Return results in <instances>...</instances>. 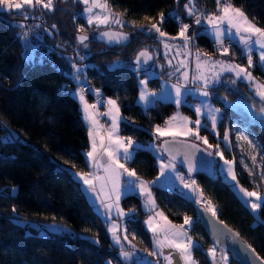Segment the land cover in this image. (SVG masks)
I'll return each instance as SVG.
<instances>
[{
  "label": "trees",
  "instance_id": "1",
  "mask_svg": "<svg viewBox=\"0 0 264 264\" xmlns=\"http://www.w3.org/2000/svg\"><path fill=\"white\" fill-rule=\"evenodd\" d=\"M107 1L113 12L123 14L125 23L117 29L128 34L126 40L104 44L90 34L92 26L85 21L80 0H54L52 10L39 11V59L34 63L22 42L32 7L26 5L22 11L0 7V264H108L109 258L120 263L118 248L110 240L104 219L88 200L80 178L74 175L87 173L90 165L85 156L87 127L72 91L77 90L79 82L90 80L100 93L116 99L122 114L119 133L145 142L152 138L147 128L161 122L174 105L159 100L142 109L135 102V70L125 64H110L116 59L130 60L143 48L151 53L147 44L157 41V34L146 28L159 23L161 12L165 14L162 31L174 35L182 23H188L193 44L218 52L215 42L193 25L184 7L188 0ZM231 2L257 26L264 27V0ZM213 3L214 0H195L199 7ZM130 21H135L136 26ZM142 24L145 29L139 27ZM81 35L88 37L85 44L78 40ZM224 57L245 60L235 42L230 43L229 55ZM253 70L264 78V65L257 62ZM154 80L157 82L156 77L149 82ZM216 89L230 99L238 95L237 91L249 93L247 85L239 80H235L233 89ZM228 110L230 122L232 117L239 120L233 108ZM243 124L264 147V124L256 120ZM126 164L143 179L152 178L158 171L156 155L147 147H135ZM176 166L183 176L187 175L182 166ZM235 168L245 185L256 178L250 179L238 161ZM194 177L203 195L216 206L217 216L236 228L264 258V201L259 208L260 218L256 219L218 173H196ZM12 186L16 187L14 192ZM151 190L174 222L182 223L185 216L192 218L196 214L198 202L193 194L184 195L164 185H152ZM119 203L135 210L125 219L128 231L146 239L141 197L127 193ZM190 234L203 247L210 245L199 221L192 222ZM192 253L198 264H210L201 246H194ZM231 264L238 263L231 257Z\"/></svg>",
  "mask_w": 264,
  "mask_h": 264
},
{
  "label": "rangeland",
  "instance_id": "2",
  "mask_svg": "<svg viewBox=\"0 0 264 264\" xmlns=\"http://www.w3.org/2000/svg\"><path fill=\"white\" fill-rule=\"evenodd\" d=\"M80 1L82 2V0ZM99 2L103 3L104 0H99ZM90 6L91 3L89 5L84 4V6L81 8V12L85 18L86 23L89 15L86 9ZM196 8L198 11L202 10L206 13L216 12V0H214L213 5L210 6L203 5L202 7L196 5ZM93 14L102 16L104 13L99 8H93ZM216 14L219 13L216 12ZM247 16L249 17L250 20L254 22V20L248 14ZM192 23L193 25L197 26V24L194 23V17H192ZM91 26L92 28L90 30V34L94 35L95 37L100 31H102L105 28L121 27V25H117L115 23H110L109 25H101V26H97L95 23H93ZM198 28L202 29V32H204L207 36H209V38H211L215 42L210 26H208L206 23H202L198 25ZM179 29L180 26L174 35L168 34L167 37L164 38H160L157 34L156 35L157 41L149 42L150 44H147V46L150 47L152 53L151 55L152 59H150L148 62L146 63L139 62L138 64L135 57H133L130 60H124V61H122L121 59H116L110 64V65L125 64L131 66L135 70L136 84H137L135 102L140 104L142 109H145L149 105L155 104L156 101L159 100L168 101L173 103L174 105V108L171 111V113L168 114L161 122L154 123L147 128V130L152 134L151 139H148L145 142H141L139 139L135 137H131L136 142L135 147L139 146V147H147L151 149L156 155V162L158 164V171L152 178L150 179H143L141 177L139 178L143 181L148 182L147 187L150 192L152 185H165L171 188L175 187L173 183H170V180L172 179L171 178L172 170L168 173V175H161L160 172L161 160H163L165 164H167L170 160V158H168L165 155V153L161 150L160 146L162 145L164 140L173 137L171 135L159 136V134L156 132V125H159L161 130H164L166 132L175 131L174 127L169 129L166 126L165 122L169 121V119L172 117H177L176 120L172 121L173 125L180 123V119H179L180 117H188L190 118V120L195 121L198 118L195 113V107L204 106L202 107L203 115L199 117L202 121L199 129V134L201 137H207L208 144H204L203 140L196 139L195 136H176L175 138L192 140L204 146L206 149H208L214 159V171L220 175L222 180L228 183L229 187L232 189L234 194L240 199L242 203H244L249 208V210L252 212L254 217L256 219H259L260 218L259 208L252 209L251 207L252 202H255V198L245 197L239 189L243 187L248 189L249 191H258L262 194V196H264V184L260 183L264 181L261 179V173L264 172V147L261 146L256 136L250 131L249 127L246 124H243L235 117H232L230 122L229 118L231 116V112L228 109L234 106H239L247 113L248 116L253 118H259L264 123V115H261L259 113V108L261 106H264V101H261L260 97L255 94L254 86L252 82H249L246 79L236 78L233 73H223L218 82H215L214 84L210 85L209 92L211 94L208 97H203L202 95H200L199 92L196 91V88L198 87L200 82L192 81V77L198 75L197 67H196V53L198 50L202 53H206L208 56L212 57L213 60L223 59L239 64L242 67H248L247 48L245 47V45L240 43L239 36L236 35L235 33H233L231 36L226 35L224 39V46L228 47L230 51V43L235 42L240 47L241 54L244 55L245 60L239 61L234 58L226 59L224 56H221L219 54V46L216 43H214V47L216 48V50H218L217 53L213 52L212 51L213 49H205L202 46L193 44L191 41L187 45H185L183 38L179 37L178 35ZM187 34L190 35L189 32ZM172 37H176V38L172 39ZM165 44H167L168 47H165ZM252 55H253L254 65H255V60L261 63L258 59L259 57L258 46L256 45L252 46ZM233 56H235V53H233ZM169 61H171V63H169ZM184 65H186V67H184ZM145 69H147V71ZM177 69H179V71H177ZM185 71H187L188 73L189 81L183 89V96H182L183 102L180 105H177L174 99L175 90L172 88V85L177 84L178 82L184 84L182 73ZM249 71L252 73L256 82L264 83V78L256 74L253 70V67L249 68ZM155 77L157 78V82L156 80H154L150 83L149 80ZM232 80H239L244 82L247 85V89L249 90V93L245 94V92H240L236 90L238 95L235 96L233 99L220 95L216 88L219 86L220 88L226 86V88L228 89L230 88L233 89L234 83L231 82ZM141 81H144L145 83L141 84ZM142 91L148 94L147 101L140 100V95ZM98 93L99 94L97 95V97L93 99H87L85 95L84 98L89 105L96 104V108L90 109V112L93 114L96 122H98L99 124H101L102 122L103 126H105V128H103L104 133L106 132L107 134H109L112 131V116L108 114L111 106L107 104V101L109 99H113V100L116 99L111 95H105L100 92ZM72 94L73 96L76 97V99L79 102L81 117L84 120V122L87 124L88 140L92 145L91 139L89 138V131L91 129L95 133V128H94L95 124L93 125L90 121L85 120L83 103L79 98L81 94L77 90H73ZM226 107L228 109H226ZM209 108L212 110V114L217 116V125L215 129H213L211 126V116L209 115ZM216 109H219V112H215ZM95 112H97V114L99 113V117L98 115L96 116ZM121 118H122V114L119 107V119L117 121L118 128H119V121ZM189 127H193V125L189 124ZM226 132L229 137L228 141L224 140V134ZM230 133H232L231 140H230ZM241 133L249 137V139L252 141V144L255 145L254 149L251 148V146L248 144L247 141L239 139ZM115 136H119L121 138L130 137L128 135L127 136L121 135L118 129L113 134V137ZM209 145H212V147L209 148ZM89 151H91V149ZM217 151L222 152L224 158L227 160H234L235 163L238 161L241 167L249 174L248 177H250V179L252 178V176L256 178L254 180L252 179V182H250L249 185L248 184L245 185L239 180V176L237 169L235 168V164H234V170L239 183L237 184L235 181H232L231 177L226 178L227 165H225L224 159H221L220 156L215 154ZM253 155L256 156L255 164H253L251 160V157ZM245 165H247L248 167L246 168ZM125 167H127L126 164ZM250 170L252 172V175H250ZM89 173H94V172L91 169ZM121 176L119 178L120 198L122 196V189L123 191L125 189H130L127 181L129 179H135V178L127 177L126 174H123V177ZM124 177H126L125 180H123ZM177 183H180V181L177 180ZM95 185L97 191L95 193L92 192L93 194L91 193L90 190H88L87 185H83V190L86 192V195H88V199L93 204L94 208L99 212L101 217L104 219L105 227L110 235V240L113 244L117 246L118 258L119 260H121L120 263H117L109 258L107 259L108 264H168V261L165 259V257H167L169 254H171L172 256V264H184L183 260L181 259L179 253L176 250L168 247H164L161 249L156 246L155 240L157 238L163 240L165 233L158 232L154 236L152 231L149 230L146 221L148 220L149 216L153 217L154 226L164 225L166 221L164 220V215L163 217L156 215V213H162V210L156 206V203L154 208L149 206V204L147 203L148 195L147 193L140 191L138 181L134 191H137L138 195L141 197L140 206L142 211L145 212L146 214V220H143L142 222L144 223V227L148 232V236L146 237V239L143 240L136 233H132L131 230L128 231V226L125 223L126 222L125 218L130 215L132 216V213L125 216H120L116 211L115 207H113L110 210V212L106 213L105 208L101 203V201L104 200L105 203H111V201L106 199V195L110 194V190L112 188L111 181L107 182L106 187H104L103 191H101V183L99 181H96ZM195 187L197 188L198 192H201L197 183H195ZM11 190L12 192H14L16 190V187L12 186ZM190 194H193L195 196L198 204L204 205L205 201L202 202L197 193L191 192L190 190V193H187V195L190 196ZM203 197L205 196L203 195ZM151 198L153 199L152 192H151ZM262 201H260V203H262ZM123 209L125 210L126 213H128L129 210H131V208L130 209L123 208ZM111 211L113 212V215H111ZM171 224L177 226L182 225L180 223H171ZM113 225L116 226L117 232L121 236V244L123 245L124 250L129 251L131 253V255L126 259L120 254L121 245L117 244L113 239L112 232L110 231ZM124 235L128 236V240L123 239ZM130 235L134 236L135 239H132ZM188 235L191 236L192 240L195 242V246L200 245V242L197 238H195L191 234ZM129 241L131 243H129ZM133 245L135 247H133ZM210 248H212V246L207 245L205 252L209 260H212V256L208 252ZM151 252H156L157 254L150 255L149 253Z\"/></svg>",
  "mask_w": 264,
  "mask_h": 264
},
{
  "label": "snow or ice",
  "instance_id": "3",
  "mask_svg": "<svg viewBox=\"0 0 264 264\" xmlns=\"http://www.w3.org/2000/svg\"><path fill=\"white\" fill-rule=\"evenodd\" d=\"M82 2L85 5H89L91 3V6L86 9V11L89 13L87 18V23L89 25H92L95 23L97 26L101 25H109L110 23H115L117 25L123 26L125 23L122 19V13L113 12L111 8L109 7L107 0H104L103 3H100L99 0H82ZM29 7H35L37 5L42 6L43 8H46L48 10H52L54 8V0H0V7H6L8 11L15 10H23L25 6ZM187 14L190 17H194V23L197 25H200L202 23H206L211 28L212 35L214 37L215 43L219 46V54L221 56H227L229 55V48L224 46V39L225 36H231L233 33L239 36L240 43L245 45L247 48V64L248 67H242L239 64H236L234 62H230L227 60H213L212 57L208 56L206 53H202L199 50L196 53V67L198 75L192 77V81H199L200 84L196 88V91L200 93L203 97H208L211 93L209 92V86L214 84L215 82H218L221 78V75L223 73H233L236 78H242L246 79L249 82L253 83L254 91L257 96L260 97L261 101H264V83H259L255 81V78L253 77L252 73L249 71V68L254 66L253 62V55H252V46L256 45L259 48V61L262 65H264V27L257 26L252 20L249 19L245 11L241 7H236L231 0H216V12L219 14H216V12L206 13L202 10L198 11L196 8L195 0H188V3L184 5ZM93 8H99L104 13L102 16L93 14ZM165 18V14L163 12L159 13V23H151L150 26L145 25H139L141 29H145L148 32H155L158 34L160 38L167 37V33L162 31L161 24L163 23ZM145 20H149V17H145ZM134 27L135 21H130ZM55 27V25H53ZM191 27L188 23H182L179 29V37L183 38V41L185 45H187L192 37L189 36L188 30ZM81 30H83V26H81ZM25 38L27 37V33L24 34ZM102 37H107L109 42H111L114 38H121V39H127L128 34L127 33H113L110 31H105L100 34ZM176 37H172V39H175ZM88 39L87 36L81 35L78 37V40L81 44H83ZM165 47H168L167 44H165ZM141 58H144V62L146 63L148 60L152 59L151 55L149 54L148 50H142L139 52V54L136 57V60L139 64ZM171 63V61H169ZM75 67V65H74ZM186 67V65H184ZM147 71V69H145ZM79 71V69H77ZM179 71V69H177ZM184 84L177 83L172 85V88L175 90V103L177 105H180L182 101L183 96V89L185 85L189 81V76L187 71L182 73ZM232 83H235V80L231 81ZM144 81H141V84H144ZM97 93L99 90H96ZM80 100L83 103V111L85 113V120L90 121L93 125L95 124V118L93 114L90 112V109L96 108V104L89 105L87 101L84 98L83 95V89H81V95ZM140 100L147 101L148 100V94L146 92H141ZM107 104L110 105L109 115L112 116V131L108 134V144L107 146H104L102 143L103 151L107 154V162L105 164H100L97 159V143L96 138L94 135V132L90 129L89 131V138L91 139L92 146L91 151H88L86 153L87 158L92 161V166L96 169H99L101 167L104 168L105 173H107L106 176H97L95 173H75L74 175L78 178L82 179L83 184L88 186V190L95 193L97 191L95 182L99 181L101 183V191H103L104 187H106V184L108 181H111L112 188L110 190V194L106 195V199L111 201V203H105L104 200L101 201L103 204L106 213L110 212V210L115 207L116 211L120 216L129 215L130 213L134 212V209L129 210L128 213L125 212L123 208L120 207L119 201H120V183L119 178L121 175L126 174L129 178H135V179H129L127 181L130 189L134 190L137 181L139 182V189L141 192L147 193L148 195V201L150 207H155V202L151 198V192L148 190V182L141 180L138 176L135 170L128 169L125 167L124 163L120 162V159L123 158L125 161H128L132 158L133 152L131 149L135 145V141L131 138H121L119 136H115L113 138V134L118 129L117 121L119 119V106L117 104L116 100L109 99L107 101ZM202 107L204 106H196L195 107V113L197 115V119L195 121L190 120L188 117H180V123L173 125L172 121L176 120L177 117H172L169 119V121H166V126L171 129L175 128V131H164L161 130L159 125H156V132L159 134V136H165V135H171L173 138L176 136H195L196 139L203 140L204 144H208L207 137H201L199 134V129L201 126V119L200 116L203 115ZM215 112H219V109H216ZM114 113V114H113ZM259 113L261 115H264V106H261L259 108ZM209 115L211 116V126L213 129L216 128L217 125V116L212 114V110L209 108ZM189 124H192L193 127H189ZM229 137L227 132L224 134V140L228 141ZM239 139H242L244 141H247L248 144L251 146L252 149L255 148V145L252 144V141L249 139L248 136L241 133ZM169 144L168 140H165L163 142V145L160 146L162 151L169 152L170 160L167 164L161 160L160 163V172L161 175H168V173L171 170L175 169V156L171 154L170 149L167 147ZM192 147H198L197 145H192ZM212 145H209V148H211ZM218 148V146H217ZM207 151V150H205ZM211 155V153H209ZM216 155L220 156L221 159H224L225 165H227V172H226V178L231 177L232 181H235L237 184L239 183L237 180V176L235 174L234 170V160H227L224 158L223 153L217 151L215 153ZM188 161V172L191 173L194 170V164L190 159L186 157ZM251 160L253 164L256 162V156L253 155L251 157ZM247 168L248 166L245 165ZM223 171V169H222ZM250 175H252V172L250 170ZM91 177V178H90ZM176 179L180 181L181 184H183L184 188L190 189L191 192L197 193L201 201L203 202V193L198 192L197 188L195 187V181H192L191 183H188L185 181V178L183 175H177ZM261 179L264 180V172L261 173ZM245 197L255 198V202H252L251 207L252 209H258L261 207L260 201L264 200V196L258 191H249L246 188L241 187L239 189ZM114 197V198H113ZM13 211L15 212V208H13ZM205 211L211 212L212 216L217 215L216 206L212 204L211 200H208L205 203ZM156 215L163 217V213H156ZM164 220L166 223L164 225H153V217L149 216L148 220L146 221V224L150 231L154 234V236L158 232H164L165 236L163 240H160L157 238L155 240V244L158 248H164L168 247L171 249L176 250L181 259L183 260L184 264H198V261H196L192 255V249L195 246V242L192 240L191 236L187 234L185 226L191 224V218L185 216L184 217V223L182 225H173L170 221H167V218L164 217ZM223 222H221L222 224ZM112 232V236L114 241L117 244L121 245V251L120 254L125 259L128 258L131 253L129 251H125L123 248V245L121 244V236L117 232V228L115 225H113L110 229ZM235 235H239L236 233ZM124 240H128V236H123ZM129 243H131L129 241ZM133 247H135L133 245ZM247 248L253 253L254 259L260 260L261 264H264V258H260L258 255L255 254V249L252 248L251 245H247ZM209 254L213 257L216 256V247H212L208 250ZM150 255H156V252L149 253ZM165 259L168 261V264H172V256L169 254ZM227 255L223 254L220 257V260L223 261V264H227Z\"/></svg>",
  "mask_w": 264,
  "mask_h": 264
},
{
  "label": "water",
  "instance_id": "4",
  "mask_svg": "<svg viewBox=\"0 0 264 264\" xmlns=\"http://www.w3.org/2000/svg\"><path fill=\"white\" fill-rule=\"evenodd\" d=\"M110 31L113 33H124L122 30L117 28H105L100 31L96 38L103 42L106 45H114L118 42L123 41V39L117 37L114 38L111 42H109L107 37H102L100 34ZM145 50V48L140 49L135 54V59L140 51ZM149 54L151 55L150 51L148 50ZM149 61V60H148ZM147 61V62H148ZM140 63H145L144 58H141ZM239 108L243 111V115L246 117H250L247 113L239 106H235L233 108ZM240 111V110H239ZM252 118V117H251ZM256 120L257 123L262 124L263 121L259 118H252L249 121ZM169 141L167 147L170 149L171 154L175 156V164H178L183 167L187 175L194 176L196 173H202L206 176H213L214 171V159L212 154L210 155V151L206 149L204 146L200 145L197 142L188 139H181V138H170L166 139ZM165 141V140H164ZM163 141V142H164ZM163 145V143H162ZM192 145H197L198 147H192ZM207 150V151H205ZM165 155L170 158L169 152L163 151ZM190 159L194 164V170L189 173L188 172V161L186 159ZM195 212L199 215V224L204 229L207 237L209 238L212 244H217L225 247L230 256L238 263V264H261L260 260L254 259L253 253L247 248L249 244L246 240L242 238L239 231L222 220L220 217L212 216L211 212L205 211V205L197 204L195 206ZM221 222H223L221 224ZM238 233L239 235H235ZM252 246V245H251ZM253 249H255L252 246ZM255 254L258 255L260 258L261 255L255 249Z\"/></svg>",
  "mask_w": 264,
  "mask_h": 264
},
{
  "label": "built area",
  "instance_id": "5",
  "mask_svg": "<svg viewBox=\"0 0 264 264\" xmlns=\"http://www.w3.org/2000/svg\"><path fill=\"white\" fill-rule=\"evenodd\" d=\"M41 8L43 7L39 5L32 7V11L30 12L29 19L27 21V26L25 30L23 31V35H22L23 46L26 48V50H28L33 55V63L39 59V53L37 52V47L39 43H38L37 38L39 35V23L42 21L41 14L39 13ZM25 33H27L26 38L24 35ZM257 62L258 61L255 60V63ZM81 89H83V95H92V96L96 93V90H97L95 85L90 80H83L82 82H79L77 85V90L80 94H81ZM184 178H185V181L188 183H191L192 181H195L196 183V179L194 176L186 175L184 176ZM208 200L209 199L207 197H203V201H205V203ZM194 221H199V215L195 214L194 217L191 218V224L185 226L188 234H190L192 222ZM183 223L184 221L180 224H183ZM210 245L212 247L214 246L216 247V256L215 257L212 256V260H210V264H223V261L220 260L222 253L226 254L228 257L227 264H231L230 253L225 247L221 245H217V244H212L211 242H210ZM199 246H201L204 249V251H206V247H203L201 244Z\"/></svg>",
  "mask_w": 264,
  "mask_h": 264
},
{
  "label": "crops",
  "instance_id": "6",
  "mask_svg": "<svg viewBox=\"0 0 264 264\" xmlns=\"http://www.w3.org/2000/svg\"><path fill=\"white\" fill-rule=\"evenodd\" d=\"M78 91V90H77ZM99 93H97V91H96V93L93 95V98H95V97H97V95H98ZM86 96V98L87 99H89L88 98V96L87 95H85ZM95 114H96V116L98 115V117H99V113L97 114V112H95ZM84 121V120H83ZM85 123V122H84ZM85 125H86V127H87V124L85 123ZM88 128V127H87ZM86 128V129H87ZM95 133H94V135H95V138H96V143H97V159H98V161H99V163L100 164H105L106 165V162H107V154H106V152H104L103 151V148H102V143H103V145L104 146H107V144H108V139H107V137H108V134L105 132L104 133V130H103V128H105V126H103V124H102V122H101V124H99L98 122H96L95 121ZM94 130V129H93ZM118 131H119V128H118ZM113 138H115V137H113ZM87 139H88V135H87ZM91 143L89 142V140H88V147H87V149L85 150V156H86V153L91 149ZM134 148H135V145L133 146V148L131 149V151L133 152V150H134ZM86 159H87V161H88V163H89V165H90V170L92 169L93 170V172L95 173V175H97V176H101V177H103V176H106L107 175V173H105V171H104V168L103 167H101V168H99V169H96V168H94L93 166H92V161H90L88 158H87V156H86ZM120 162L121 163H123L124 162V164H126V161L123 159V158H121L120 159ZM158 165V164H157ZM126 166H127V164H126ZM128 167V166H127ZM129 168V167H128ZM131 169V168H130ZM90 170L87 172V173H89L90 172ZM132 170V169H131ZM87 173H82V174H87ZM171 180H170V183H173V185L175 186L174 188L176 189V190H178V191H180V192H182L184 195H187V193H190V189H186V188H184V186H183V184H181V183H177V180L178 179H176V177H177V175L179 174V175H183V173L180 171V169H178V167L175 165V169L174 170H172V172H171ZM121 177H123V175L121 176ZM126 179V177H124L123 178V180H125ZM81 180V182H82V187H83V181H82V179H80ZM165 186V185H164ZM151 192H152V190H151ZM84 193L86 194V192L84 191ZM92 193V192H91ZM127 193H136V194H138L137 193V191H134V190H131V189H125L124 191H123V189H122V196L124 195V194H127ZM93 194V193H92ZM152 195H153V199H154V201H155V203H156V206L158 207V208H160L161 210H162V213H163V215H164V217H166L167 218V220L168 221H170L171 223H176V222H174L173 220H171L168 216H167V214L165 213V211L161 208V206H159V204L157 203V201H156V199H155V197H154V194H153V192H152ZM87 196V198H88V195H86ZM121 196V197H122ZM91 198V197H90ZM89 200V199H88ZM90 201V200H89ZM99 213V212H98ZM146 213H148V212H146ZM111 215H113V212L111 211ZM132 215H133V212H132ZM131 216V215H130ZM127 217H129V216H127ZM126 219V218H125ZM143 220H146V214L143 216ZM143 226H144V223H143ZM145 228V227H144ZM132 233H135V232H133L132 231ZM138 235V234H137ZM136 235V236H137ZM132 236V235H131ZM132 237H134V236H132ZM140 237V236H139ZM141 238V237H140Z\"/></svg>",
  "mask_w": 264,
  "mask_h": 264
},
{
  "label": "flooded vegetation",
  "instance_id": "7",
  "mask_svg": "<svg viewBox=\"0 0 264 264\" xmlns=\"http://www.w3.org/2000/svg\"><path fill=\"white\" fill-rule=\"evenodd\" d=\"M235 107V106H234ZM233 108V107H232ZM234 109V111H235V113H236V116L239 118V121L240 122H242V123H245V122H250L249 120L250 119H252L251 117H245L244 115H243V111L241 110V109H239V108H233ZM240 110V111H239ZM255 119V118H254ZM262 124H264V123H262Z\"/></svg>",
  "mask_w": 264,
  "mask_h": 264
}]
</instances>
